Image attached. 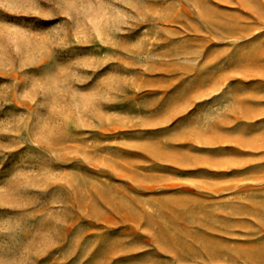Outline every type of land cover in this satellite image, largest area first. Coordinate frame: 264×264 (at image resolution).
I'll return each mask as SVG.
<instances>
[{
  "label": "rangeland",
  "instance_id": "obj_1",
  "mask_svg": "<svg viewBox=\"0 0 264 264\" xmlns=\"http://www.w3.org/2000/svg\"><path fill=\"white\" fill-rule=\"evenodd\" d=\"M0 157V264H264V0H0Z\"/></svg>",
  "mask_w": 264,
  "mask_h": 264
},
{
  "label": "snow or ice",
  "instance_id": "obj_2",
  "mask_svg": "<svg viewBox=\"0 0 264 264\" xmlns=\"http://www.w3.org/2000/svg\"><path fill=\"white\" fill-rule=\"evenodd\" d=\"M36 19L39 20L40 18L37 17ZM48 23H55V21L45 22L44 26L47 27ZM60 55H62V53ZM201 103H203V102H201ZM208 103H211V100H209ZM198 106H199V104L197 105V107ZM194 110L195 109H193L192 111H194ZM186 115H191V112L186 114ZM3 159H4L3 157H0V162H2ZM0 211H5V210L0 209ZM7 211H11V210H7ZM16 239L17 238L12 233L0 231V245H4V244L12 245L16 242Z\"/></svg>",
  "mask_w": 264,
  "mask_h": 264
}]
</instances>
